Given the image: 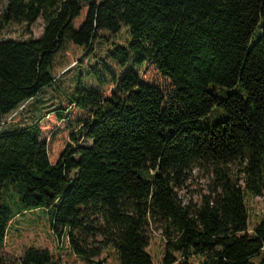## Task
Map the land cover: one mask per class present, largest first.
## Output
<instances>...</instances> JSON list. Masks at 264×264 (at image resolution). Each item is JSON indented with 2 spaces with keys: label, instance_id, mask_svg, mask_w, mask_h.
<instances>
[{
  "label": "trees",
  "instance_id": "trees-1",
  "mask_svg": "<svg viewBox=\"0 0 264 264\" xmlns=\"http://www.w3.org/2000/svg\"><path fill=\"white\" fill-rule=\"evenodd\" d=\"M39 17L40 37L0 40V124L95 61L57 106L31 104L38 114L0 132V264H61L35 246L2 255L27 214L63 238L58 252L91 264L110 252L118 264H155L150 225L161 231L160 264H264V216L249 230L245 201L264 194V0L0 2V31ZM122 26L131 42H100L106 53L95 56L100 32ZM216 106L225 117L200 126ZM48 116L61 122L51 134L72 141L53 163ZM194 170L207 183L183 203Z\"/></svg>",
  "mask_w": 264,
  "mask_h": 264
},
{
  "label": "rangeland",
  "instance_id": "rangeland-1",
  "mask_svg": "<svg viewBox=\"0 0 264 264\" xmlns=\"http://www.w3.org/2000/svg\"><path fill=\"white\" fill-rule=\"evenodd\" d=\"M1 3H5V0H0ZM44 22L42 18H38L32 25L27 26L26 24H15L12 23L6 26L3 30L0 31V40L1 39H13V40H30L36 39L41 36L43 31ZM100 38L98 40L93 41L95 56H99L98 58L103 57L106 53L107 48H111L113 44L119 46H126L131 42V35L128 31H126V27L122 26L121 29L116 33H110L107 31H101L99 34ZM106 40V41H105ZM100 42H104L106 44V49L104 51V45ZM102 52V53H101ZM92 60V56L88 59H84V65L89 63ZM95 60H92L90 63H93ZM82 66L81 68L72 70L71 72L61 76L52 87L46 88L42 90L34 99L30 100L27 105L20 110L12 119H10L7 124H0V132L7 128L9 124H23L30 121V117L33 114V107L31 104H35L37 107L54 105L57 106L61 103L59 96L61 97V91L63 87L67 88L71 86L73 76L76 77L79 72H84L87 66ZM148 78L154 79V81L164 82L163 79L158 78L157 74L151 70L148 73ZM156 78V79H155ZM75 81L73 82L74 85ZM61 87H60V86ZM73 88V86H72ZM208 89H214L217 94L224 95L228 90L226 88H222L217 86L216 84H210ZM35 112V110H34ZM38 114L35 112V115ZM225 117V113L221 107H214L211 112L200 119L199 125L206 126L214 124L217 121L222 120ZM48 118V119H47ZM44 122L46 127L44 130L47 133V137L49 138V158L53 163L58 158L61 151L65 148L66 144L72 142L69 137V132L61 131L56 135H52V131L57 128V124H61V122L56 123L54 121L53 116H48ZM207 183V177L197 172L196 170L192 171V174L188 181L186 182V188H183L178 195L182 202L187 203L189 200L192 202L199 201V192L205 189ZM246 206L248 210L249 220H248V228L251 230L253 225L257 223L261 217L264 216V194L260 196H251L246 194L245 196ZM149 235H150V244L148 246V250L151 253L154 263L160 264V256L162 252V237L161 231L155 225L149 226ZM63 241L62 237H57L56 234L52 235L49 231L48 225L44 216L40 214H27L25 221L23 224H20L17 227V230H11L8 232L4 246L1 249L2 255L6 259H12L13 256H18L22 253L23 249L27 246H35L40 248H46L51 251L60 261L61 264H91L84 259H80L79 257L69 253L67 251L58 252L59 245ZM101 258L104 259L103 264H118L117 259L113 252H110L109 255L105 256V253H102ZM94 258L93 260H96ZM258 258H253L250 264H257Z\"/></svg>",
  "mask_w": 264,
  "mask_h": 264
}]
</instances>
